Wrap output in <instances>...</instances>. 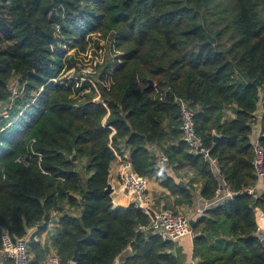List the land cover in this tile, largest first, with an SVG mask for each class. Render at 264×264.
I'll use <instances>...</instances> for the list:
<instances>
[{"label":"trees","instance_id":"16d2710c","mask_svg":"<svg viewBox=\"0 0 264 264\" xmlns=\"http://www.w3.org/2000/svg\"><path fill=\"white\" fill-rule=\"evenodd\" d=\"M94 62L86 79L64 75ZM263 84L264 0H0V248L2 232L36 228L30 264H70L78 242L75 264H179L147 215L105 191L128 154L169 192L157 209L212 200L223 181L233 193L194 218L196 264H264V193L246 192ZM180 101L218 174L182 140ZM262 132L264 150V118Z\"/></svg>","mask_w":264,"mask_h":264},{"label":"built area","instance_id":"2783aa9c","mask_svg":"<svg viewBox=\"0 0 264 264\" xmlns=\"http://www.w3.org/2000/svg\"><path fill=\"white\" fill-rule=\"evenodd\" d=\"M180 110V130L182 140L194 154L201 155L207 161L214 174H218L216 159L210 155L209 148L204 145L202 138L197 134L195 127L196 111L190 108L184 101L179 102ZM254 123L250 134V140L254 151L253 167L255 170L256 181L253 186L246 188V192L251 195L260 196L264 193V150L260 143L262 132V120L264 118V84L259 87L256 109L254 111ZM157 161L160 165L168 163L166 156L157 150ZM119 162V187L113 189V193L121 196L123 206L134 205L150 218L147 228L151 234L157 235L165 240L176 242L184 236L192 237V227L184 211L177 213L166 208H155L147 197V178L142 177L134 172L128 155H117ZM168 171L173 173L172 169ZM185 176H192L193 172L186 170ZM222 186L217 191L212 200H203L201 197L197 200L195 217L199 218L206 209L214 207L225 202L233 193L221 182ZM263 185V188L260 186ZM113 196V195H112ZM259 212L258 217L264 216ZM39 240L38 229L33 228L22 237H13L8 232L1 234L0 264H30L29 247L31 241ZM130 249V247H129ZM122 259L117 257L113 264H122ZM44 264H61L60 258L55 253H50ZM70 264H75L71 261Z\"/></svg>","mask_w":264,"mask_h":264},{"label":"crops","instance_id":"0c3cea01","mask_svg":"<svg viewBox=\"0 0 264 264\" xmlns=\"http://www.w3.org/2000/svg\"><path fill=\"white\" fill-rule=\"evenodd\" d=\"M233 107L228 108L226 111V116L228 118H233V116L235 115V111H234ZM117 155H116V159L111 164V169H110V174H109V183L112 185L113 189H115V190H117V188L119 187V162H118ZM125 155H128V154H125ZM184 172L185 171H183V174H184ZM174 176H178V180L179 179L180 180H184V179L186 180L187 178L192 177L193 175L192 176H185V174H184L183 175L184 177H180V173H179L178 175L174 174ZM149 182H151L152 183L151 185H153L157 188V194H155L157 196V198H160L162 196L169 194L167 189L160 186L157 181L149 180ZM260 187L263 188V185H261ZM111 194L113 195V198L116 197V195H117V193H113V192ZM159 194H161V195H159ZM150 195H151V193H150ZM163 204H164V199H161L160 205H163ZM113 205L114 206H117V205L123 206L121 196H119V195L117 196L116 201H113ZM161 208H165V206L163 205ZM196 208H197V201L195 202L194 206H179L178 210L184 211L186 213L187 218L189 220H191V219L195 218ZM258 214H259V212L256 210V218H257L258 228L264 229V216L258 217ZM262 214H264V213H262ZM173 244H174L173 245V252H174V255L178 258L179 264H196V261L192 256V247H193L192 246V244H193L192 243V237H189V236L181 237L176 242H174Z\"/></svg>","mask_w":264,"mask_h":264},{"label":"rangeland","instance_id":"374dc122","mask_svg":"<svg viewBox=\"0 0 264 264\" xmlns=\"http://www.w3.org/2000/svg\"><path fill=\"white\" fill-rule=\"evenodd\" d=\"M95 63L96 62H94L92 65H87V66H84L81 63L77 64L75 66V68L66 72L64 75L68 74L70 77H74V78L81 77V78L86 79L89 77L87 74H90L93 72V66L95 65ZM79 73L81 74V76L79 75ZM10 85L15 91L18 89L17 82H12ZM0 106H2V103H0ZM1 109H2V107H0V112H1ZM151 184L152 183L149 182V180H148V182H147V188H148L147 189V197L152 202L153 206H157L156 203H157L158 198L155 195V194H157V188ZM150 193L152 196L150 195ZM159 195H161V194H159Z\"/></svg>","mask_w":264,"mask_h":264},{"label":"water","instance_id":"95a60500","mask_svg":"<svg viewBox=\"0 0 264 264\" xmlns=\"http://www.w3.org/2000/svg\"><path fill=\"white\" fill-rule=\"evenodd\" d=\"M152 85H153V82L152 81H149V86H152ZM72 158L74 160L75 159V155H73ZM180 184L182 185V183H180ZM105 191L107 193H110V194L113 192V187H112V185L110 183H108ZM194 223H195V220L194 219L189 220V224H190L191 227H193ZM150 235H151V233H150ZM256 235L260 239V241L262 243V246L264 248V229L258 228V231H257ZM79 246H80V242H78L77 247H76L75 252H74V255L72 257V261L73 262H76L77 261L78 252H79Z\"/></svg>","mask_w":264,"mask_h":264}]
</instances>
